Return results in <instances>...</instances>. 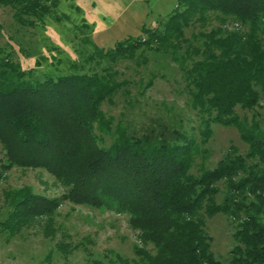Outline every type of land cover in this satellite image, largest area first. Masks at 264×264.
I'll return each instance as SVG.
<instances>
[{
  "label": "trees",
  "instance_id": "trees-1",
  "mask_svg": "<svg viewBox=\"0 0 264 264\" xmlns=\"http://www.w3.org/2000/svg\"><path fill=\"white\" fill-rule=\"evenodd\" d=\"M59 1L0 0V6L13 10L19 26L35 28L48 17L60 21ZM92 48L85 61L97 65L137 53L169 55L183 71L189 105L202 115L201 143L211 137L212 124L232 126L248 152L231 149L195 176L198 144L162 125L139 137L117 127L110 146H100L94 126L111 133L101 105L120 87L105 69L34 78L0 47V144L7 167L44 168L69 186L64 197L70 201L127 214L142 243L135 249L138 264H264V127L236 113L264 96V0H179L142 38ZM37 201L44 199L23 192L13 200V219L30 203L35 213ZM218 213L235 224V245L225 260L215 258L204 231L205 219Z\"/></svg>",
  "mask_w": 264,
  "mask_h": 264
},
{
  "label": "rangeland",
  "instance_id": "rangeland-1",
  "mask_svg": "<svg viewBox=\"0 0 264 264\" xmlns=\"http://www.w3.org/2000/svg\"><path fill=\"white\" fill-rule=\"evenodd\" d=\"M178 1L60 0L55 11L60 21L48 17L35 28L19 26L13 10L0 6V47L34 78L104 74L105 69L120 87L101 105L103 115L111 121V133L100 134L94 126L95 135L101 139L99 145L109 147L117 127L139 137L150 130L158 133L162 125L196 141L200 154L190 173L197 176L201 167L212 169L231 149L245 155L248 145L235 127L220 124H212L211 137L206 144L201 143L202 115L189 105L183 71L170 56L145 52L115 64L85 61L93 46L110 50L118 42L142 38L143 30L156 27ZM191 33L193 29L186 30V38ZM150 80L152 84L147 87ZM236 113L248 125L264 127V96L254 108L238 107ZM7 166L0 144V264H138L135 249L142 243L127 214L70 201L64 197L69 186L44 168ZM220 188L217 203L223 196L224 188ZM23 192L44 202H35L40 205L35 213L34 203L23 207L22 217L15 221L12 203ZM204 231L215 258L225 260L235 245V224L218 213L205 219Z\"/></svg>",
  "mask_w": 264,
  "mask_h": 264
}]
</instances>
